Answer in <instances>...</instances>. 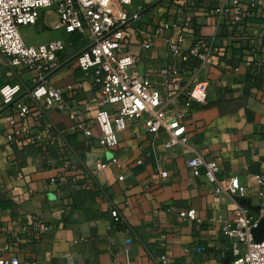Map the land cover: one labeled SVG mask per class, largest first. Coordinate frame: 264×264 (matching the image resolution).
Returning <instances> with one entry per match:
<instances>
[{"label":"crops","instance_id":"0c3cea01","mask_svg":"<svg viewBox=\"0 0 264 264\" xmlns=\"http://www.w3.org/2000/svg\"><path fill=\"white\" fill-rule=\"evenodd\" d=\"M155 1L137 0L128 6L125 48L137 55L133 73L152 74L163 90L164 77L155 70L165 66L179 69L183 87L207 83L206 100L191 106L184 94H167L166 113L183 114L189 144L166 146L164 133L153 134L139 123L119 132L117 149L106 151L97 140L102 132L95 119L99 91L91 73H84L76 59L70 61L48 82L63 88L84 82V88L65 96L84 108L93 137L76 131L66 113L38 104L16 120L36 141L24 135L11 144L6 133L13 106L0 114V251L39 264H159L163 255L172 264H228L238 256L222 232L234 217L237 197L222 193L216 201L214 184L204 175L194 176L187 159L195 153L216 159L220 178L238 175L246 186L245 199L257 207L255 175L264 173V39L258 35L264 11L235 23L228 15L217 17L221 0H164L139 15ZM168 23L177 26L167 29ZM47 27L42 13L22 34L32 44L64 40L61 64L90 43L89 32ZM152 27L159 28V34L152 48L145 49L142 31ZM177 29L184 34V57H174L167 45V37ZM33 32L35 39L30 38ZM198 43L212 48L204 64L190 51ZM18 80L0 62V87ZM22 100L32 102L29 95ZM120 105L106 107L117 110ZM47 124L54 127L52 136L39 137ZM46 142L53 146L52 163L45 161ZM100 159L108 162L103 169ZM113 209L119 211L118 220ZM191 209L195 218L182 215ZM35 217L44 226L37 234L31 222ZM239 249L246 251V244Z\"/></svg>","mask_w":264,"mask_h":264},{"label":"built area","instance_id":"2783aa9c","mask_svg":"<svg viewBox=\"0 0 264 264\" xmlns=\"http://www.w3.org/2000/svg\"><path fill=\"white\" fill-rule=\"evenodd\" d=\"M137 0H0V62L8 65L19 80L5 83L0 87V109L13 103L28 92L32 102L17 100L13 113L9 116L10 131L6 133L8 143H15L20 136L30 135L32 141L37 136H31L27 126H17V117L29 115L35 105H45L66 113L73 122L74 129L88 138L93 132L86 119L84 108L76 101L67 99L65 93H73L84 88L82 80L67 85L66 88L50 84L46 77L61 65L60 55L67 45L62 39H54L39 44H29L21 33V27L37 23L43 11L54 9L59 16L56 28L68 32L85 34L89 32L90 43L80 51L76 60L84 73H91V83L99 91L101 106L95 119L101 127L97 140L106 151H114L120 143L119 132L131 126L143 123L153 134L164 133L165 144L169 147L187 146L189 137L186 126L181 122L182 113L169 117L166 113L167 94L177 91L185 95V104L191 106L194 101H204L208 96L207 83L196 82L187 86L180 85L177 67H161L155 72L164 77L165 89H161L154 81L152 74L138 75L133 73L137 55L125 48L124 26L131 19L128 6ZM217 17L226 15L235 23L252 20L264 11V0H221L215 9ZM177 25L165 24V28ZM259 36L264 39V20L258 24ZM159 28L152 27L142 31L145 35L143 47L152 48L154 39L159 34ZM184 34L177 29L175 34L167 37V45L174 57H184L182 42ZM191 53L206 63L212 53V48L198 43L191 48ZM250 70L255 74L256 65L248 62ZM155 69V68H154ZM24 76V77H23ZM25 95V96H26ZM121 103L117 110L106 105ZM54 127L47 124L38 136L50 138ZM44 157L47 163H52L53 146L45 144ZM108 162L99 160V167L105 168ZM187 165L194 176L204 175L206 180L214 184V199L220 200L222 193L237 197L233 209V219L227 221L222 232L232 243L238 256L228 264H264V239L256 242L252 230L264 218V173L255 175L257 195L259 198L257 210L252 204H243L246 186L236 174L220 178V165L216 159L206 160L200 153H195L187 159ZM167 176V171H161ZM123 178V176L121 177ZM54 182L51 180V183ZM251 203V202H250ZM115 220L119 219L118 209L111 211ZM183 216L195 218L194 210L182 212ZM35 234L44 228L40 219L31 220ZM18 238V236H17ZM130 241V239H128ZM246 244L247 249L241 252L239 247ZM8 248V245H6ZM5 248V249H6ZM202 248L198 247V250ZM0 264H39L35 260H24L18 255L0 251ZM159 264H172L170 257L163 255Z\"/></svg>","mask_w":264,"mask_h":264},{"label":"water","instance_id":"95a60500","mask_svg":"<svg viewBox=\"0 0 264 264\" xmlns=\"http://www.w3.org/2000/svg\"><path fill=\"white\" fill-rule=\"evenodd\" d=\"M164 0H156L155 2H153L151 5H149L148 7H146L145 9H143L139 15L149 11L150 9L156 7L158 4L162 3ZM80 53V52H79ZM75 55L73 58H71L69 61H66L64 63H62L56 70H54L52 73H50L46 79L48 80L55 72H57L60 68H62L63 66H65L67 63H69L72 60H75L78 56V54ZM26 94H28V92L24 93L23 95H21L20 97H18L17 100L21 99L22 97H24ZM16 101H14L11 104L6 105L1 111L0 114H2L5 110H7L10 106H12ZM241 203L243 204H248L250 205V201L246 200L245 197L241 198L240 200ZM254 210H257V207H253ZM253 233V238L256 242H260L264 239V218L260 219V221L258 222V225L252 230Z\"/></svg>","mask_w":264,"mask_h":264},{"label":"rangeland","instance_id":"374dc122","mask_svg":"<svg viewBox=\"0 0 264 264\" xmlns=\"http://www.w3.org/2000/svg\"><path fill=\"white\" fill-rule=\"evenodd\" d=\"M43 13H44V16H45V21H46V24H47V28H46V30L47 31H54L55 29V27H56V25H57V23H58V21H59V16H58V14L56 13V11L54 10V9H47V10H45V11H43ZM29 26L30 25H24V26H22L21 27V33H25V31H28L27 29H29ZM33 34L35 35V36H33V37H30L31 39H35L36 38V36H37V34L36 33H34L33 32ZM22 36H23V34H22ZM38 37V36H37ZM23 38L25 39V41L27 42V43H29L28 41H27V39L23 36ZM29 44H32V43H29Z\"/></svg>","mask_w":264,"mask_h":264}]
</instances>
